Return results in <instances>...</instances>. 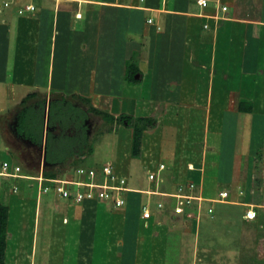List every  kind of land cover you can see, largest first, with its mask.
<instances>
[{
  "label": "crops",
  "instance_id": "0c3cea01",
  "mask_svg": "<svg viewBox=\"0 0 264 264\" xmlns=\"http://www.w3.org/2000/svg\"><path fill=\"white\" fill-rule=\"evenodd\" d=\"M8 1H10V7L7 8L13 14L19 13V9L28 4H34L36 10H29L26 15L21 14L23 16L19 15L16 19L17 31L14 34L16 51L14 48V52L12 49L10 50V47H12L11 29L14 23L8 22L4 18L0 22V95L1 101L7 98L8 102L11 100L10 104L13 105L9 109H1L3 113L0 115V119H2L0 129L6 140V146L11 145L7 144L9 138L5 131L10 118L9 114L24 107L21 105L23 98L33 92L37 93V96L30 103H37V108H39V102H42L45 98L47 100H62V96H67V99L72 102L76 109L85 112L82 114L88 119L86 122L83 118L78 119L75 123L67 121L65 128H61L59 124L61 119H58L60 117L56 118L54 121L55 129H63L66 132L62 139L63 135L58 137L59 135L51 132L49 126H47L45 111L48 104L46 100L41 121L42 129L40 130L41 127L39 129L34 128L32 131L36 133L33 134L34 136H37V134L42 136V144L46 138L47 150L50 136L55 137L50 147L57 150L60 146L65 145L69 139L68 137H73L78 133L76 128L82 122L89 134L88 138H91L92 133L96 130L95 124L92 123L94 121L92 117L97 115L90 111L91 106L108 111L116 116L121 113L133 115V112L139 110L137 106L141 101L134 94H142L139 91L141 87L147 90V100L153 102V106L158 105V102L162 104V101H166V104L170 103L169 106L173 107L171 110L176 109L179 112V121L183 120L186 114L190 116V109L199 106L205 107L209 110L207 116L211 119V123L216 122L217 129L221 133L219 136L215 135L217 134L216 129L213 131L218 146L207 144L208 147H205L207 150H204L202 144L201 148H196V146L193 148L200 151L198 153L197 151L194 152L195 155L193 154L194 157H199L195 161L197 166L195 171L187 170L186 162L189 160H183L182 164L179 162L181 166L176 165V161L180 158L177 154L179 151H173L174 153L171 154L170 152L166 155L169 164L163 161L167 165V170L158 172L157 179L148 180L147 189L130 186L127 177V185L131 190L125 194L127 200L125 208L118 209L109 202L100 201L75 203L71 199L64 198L63 201H57L59 198L56 197L58 194L55 193L54 212L50 219L52 240L48 251L44 253L48 264H54V261L59 259L58 257L55 259V255H63L66 260L69 254H74L77 250L89 246V243H85V239H80L83 221L89 215L97 220L99 218L104 220L114 218L113 222L118 224V232L122 235V238L120 237L117 241L119 242L118 248L127 249L133 253L128 258L121 256V263L119 264L141 263L139 261H143L145 258L143 255L146 253V247L150 249V252L154 251L157 256L158 254L163 256L161 257L162 264H172L174 260V263L184 264L190 251V247L187 248V246L192 244V264H198L197 261L194 263L193 260L199 258L198 245L200 237H197L200 231L199 223L202 221V217L207 214L209 207L214 209L213 216L215 218V206L213 205L215 203H232L235 206L243 207V212L239 217L244 220L246 224L241 222L246 227L236 234L241 239L240 244L242 247L248 241H250L248 244L251 243V236L247 228L249 226L255 227L257 230L256 235L260 226L264 228L262 216H260L258 210H264V171L257 169L258 161H261L262 156L260 159L257 155L256 158L252 155L249 156V154H252L253 133L255 132V129L251 128L253 120L257 115L264 117V0H210V5L207 7L200 6L197 0ZM223 6H227L228 9L223 10ZM3 10L7 9L4 8ZM28 14L31 15L28 16ZM149 19H152V23H149ZM22 27L34 35L35 44L31 47L33 49L32 54H27V47H29L28 44L33 41V38L29 37L27 40L22 36ZM25 46L26 52L24 53ZM38 51L43 54L41 55ZM35 63L37 69L33 66ZM46 63H48V69L44 75L43 68H46ZM11 64H13V67L15 66L14 70L17 73L15 81L9 80ZM135 71L136 74L134 75ZM36 72H38V75L34 76ZM133 75L139 78H133ZM124 80H127V86L123 85ZM212 85L214 91H211ZM120 88L122 92H120ZM124 88L128 91L127 96ZM211 92L219 94L217 96H222V98L217 97L218 100L211 97V99L203 100L201 103L198 101L197 103L196 98L198 96L208 95ZM87 99L89 102L86 101ZM78 100H80L79 103L75 102ZM247 104H251V111H241L242 106L248 108ZM124 106H129L130 109L124 111ZM195 111L197 110L195 109ZM169 112L170 109L167 108L165 112L146 115L153 118L156 115L158 118L160 117L159 119L156 118L155 126L147 131L153 133L159 127H164L166 125V118L164 117ZM221 113L224 115H221ZM77 122L79 123L77 124ZM119 127V134L121 135L126 127L121 124ZM204 127L203 125L202 128ZM248 130H251V132L247 133ZM147 131L144 134L140 159L148 155L152 156V159H150L152 161L147 167L152 171H158L157 161L160 160L161 147L159 145L151 148L153 151L148 153V148L155 137L152 139L150 134L147 135ZM50 133L53 135H49ZM23 134L26 135L25 132ZM247 135H250L249 139ZM217 136H219V139H217ZM146 138H148V141H146ZM30 139L37 145L41 143L31 137ZM132 140L131 138V143H129L131 145L130 155ZM246 143L247 147L244 148ZM129 144L126 146L127 149ZM124 145L120 137V152L122 148L126 149ZM224 145H226L227 152L224 150ZM259 146L264 151V134ZM188 149L190 150V146H188ZM213 149L214 152L211 153L209 150ZM246 149H248L247 152ZM27 152L29 151H26V154H29ZM92 152L93 149L91 150L90 145L85 150L83 162L77 166H75V161L79 158L78 155L67 157L65 161L49 162L48 165L58 175L78 176L76 169L80 166H87L85 163ZM224 153L230 165H228L225 172L220 173L218 168L222 163V154ZM246 153H248V156ZM60 154H56V156ZM170 154L173 155V158L169 157ZM129 157L130 161L133 157L132 155ZM15 158L13 159L23 166L25 172L33 176L39 175V158L35 165H27L24 156L21 158L20 155L19 158ZM119 158L118 156L117 159ZM253 158L254 160L250 162ZM125 159L126 157L122 156L119 164L121 160ZM189 162L193 161L190 160ZM205 165L210 168L212 174H214L213 171L216 167L215 177H207V167L204 168ZM148 168L146 172H148ZM247 169H251V179L245 172ZM123 170L128 171V168ZM25 180L36 181L34 179ZM188 180H192L197 184V194H201L208 199H205L202 205L200 203L201 206L199 202L194 203L192 210L195 217H181L182 219L179 217L181 222L173 224L175 222L172 219L178 217L172 214V208L169 205L170 199L158 193L148 194L147 191L174 192L180 184H184ZM168 181H171L172 185H169ZM243 183H250L249 191L244 189ZM31 185L33 183H29L28 187ZM9 187L7 195L10 196L11 200L16 197V200L14 199V202L9 201L7 204L10 211L5 264H12L11 259H9L13 252L11 246H13L16 239V233H19L20 236L24 228L20 229L17 226L14 230L12 223L15 219H18L19 222L27 225L23 209L26 202L23 201L24 198L19 200L17 197L21 187L19 186L18 192L13 191V185H9ZM37 189L35 229L39 215V194L41 192L39 184H37ZM222 190L229 192V200L225 202H212L209 200V198L217 196ZM247 191L249 193H246ZM144 195L147 197L144 198ZM245 197L246 199H244ZM144 200L147 202L146 204L150 203L153 213L149 221L142 218L143 207L141 206L146 205L143 202ZM159 202H164L167 206L163 209L157 208L159 211L157 212L155 207ZM78 207H80L79 210ZM250 208H254L257 217L250 220L245 219L244 215ZM171 215L172 217H170ZM167 220H171L169 222H172V224ZM93 222L95 224V221ZM228 223L234 224L235 222L228 221ZM132 227H134V230ZM149 228L151 232L154 231L155 238L153 240L148 238L146 241L148 247L140 243L138 235H140L142 229L149 230ZM193 233L195 238L192 243H189L187 241L188 236ZM33 237L32 243L30 238L26 241L21 240V243L25 244L24 248L30 256L29 264H39L35 262L36 251L39 249L35 240V232ZM133 237H136L138 242H133ZM67 238V243L72 240V247H64L62 252L60 243ZM257 239L259 241V236H257ZM258 241L256 240L254 245L259 244ZM55 242L59 246H55ZM168 242L171 243V249L175 253L179 252V254H175V259H171V261L166 257V254L173 255L168 253ZM260 242L264 244V237H261ZM26 243L29 244L26 245ZM19 245V248H21L20 242ZM54 247L57 249L55 250ZM250 247L252 246L250 245ZM110 252H108V255ZM194 252H197V257ZM52 253L54 256L51 261L50 254ZM183 254L185 258H182ZM117 261H119L118 258L115 262ZM61 264L68 263L63 262ZM110 264H113V262Z\"/></svg>",
  "mask_w": 264,
  "mask_h": 264
},
{
  "label": "rangeland",
  "instance_id": "374dc122",
  "mask_svg": "<svg viewBox=\"0 0 264 264\" xmlns=\"http://www.w3.org/2000/svg\"><path fill=\"white\" fill-rule=\"evenodd\" d=\"M0 1H3V0H0ZM40 1L43 2V0H40ZM22 8H26V5H23ZM6 9L7 10H2L0 13V22H1L2 18H4V19H7L8 22L11 21L12 23H14L12 25V29H11L12 30L11 31V34H12L11 45H12V47H10V50L12 49L14 52V48L16 51V47H15L16 45H15V41H14L15 35L14 34L17 31V26L15 25V23H16V19L18 18V16L19 15L23 16V15H21L20 13H17L18 15L16 13L13 14V12L11 10H9L8 8H6ZM6 13H9V14H6ZM26 14L27 13H25L24 15H26ZM29 15H31V14H28V16ZM21 35L24 36L25 38H27V40L29 37H31V39L33 38L32 39L33 41L30 44H28L29 47H27V49H28L27 54H32L33 49L31 47L35 44L34 35H32V33H29L23 27L21 30ZM13 52H12V55H13ZM23 52L24 53L26 52V46L24 47ZM38 53H40L41 55L43 54L40 51H38ZM13 58H14V55H13ZM31 59H32V57H31ZM40 65H44V64H40ZM33 66L35 69H37L36 63L33 64ZM14 69H15V66L13 67V64H11L9 80H12V81H15V79H16L15 77L17 76V73H15ZM43 69H44V75H45V72L48 69V63H46V68H43ZM37 73L38 72H36V74H34V76H37L38 75ZM123 85L124 86L128 85L127 80L123 81ZM212 87L213 88H211V91H214V86L212 85ZM142 89H143V91H142ZM119 90H120V92H122L121 88ZM139 91L142 94H139V93L134 94L141 100V101H139V104L137 106V108L139 110L133 112V116H135V117L139 116L140 117V116H146L149 114L152 115L154 113L159 114V112H162V111L165 112V110H167V108L170 109V112L167 113L168 115L164 117V118H166L165 123L167 126L165 125L164 127H159L158 128L159 130L156 129V131H154L153 133H149L147 131V135L150 134V137L152 139L154 137L156 138V139L154 138L153 142H151V145L148 148L149 149L148 153L153 151V149H151V148H154V147L159 146V145L161 147V156H159L160 160L157 161V167L159 166L160 163H163V161H165L169 164V160L166 158V155L170 152L172 154V153H174L173 151H175V152L179 151V152H177V154H179V157L181 159L179 158L177 160L178 162L176 161V165L178 164V166H179L180 164H182L183 160H189V161L191 160L195 163V161L199 159V157H194V155H195L194 152H196V151H197V153L200 152L198 149H193V148H195V146H196V148H199L203 144L204 150H205L206 149L205 147H208V145L209 146L217 145V140L214 139L215 137L213 134H215V133L213 131L216 129L217 134H215V135L220 136L221 133L217 129V125L215 124L216 122L211 123V119L208 118V116H207L208 115L207 111H209V110H207L205 107L203 108V107L199 106V107L195 108L197 111H195V109H193V108L190 109L189 110V112H191L190 116H189V114H186L184 116L183 120L179 121V117H178L179 112L176 111V109L171 110V109H173V107L169 106L170 103L166 104V101H162L163 102L162 104L158 102V105L153 106V102L147 100L148 99V96H146L147 90H145L144 87H141L139 89ZM125 93H126L125 95L127 96L128 95L127 89H125ZM212 93L213 92H211L210 94L208 93V95L202 94V95L198 96L196 98L197 103H198V101L201 103L203 100L206 101L207 99H211V97L216 98V99H218L217 97H219V99L222 98V96H217L219 94H214V93L212 94ZM10 101L11 100H9V102H8L7 98H4L3 101H1V95H0V115H1V113H3L1 111V109H7V108L9 109L13 106L10 104ZM79 101L80 100L75 101V102L79 103ZM193 101H194V99H193ZM134 105L135 104H133V106ZM58 108H59V105L56 107L55 112L58 110ZM129 109H130L129 106H124V108H123L124 111H128ZM182 109H184V108H182ZM131 110H133V109L131 108ZM112 111H116V110H112ZM221 111H224V110H221ZM211 114L213 115V113H211ZM222 114L223 113H221V115ZM212 115H211V117H212ZM82 118H83L84 122L88 121V119H86L84 117V114H82ZM92 118L94 119V121L92 123L95 124L94 127H96V130L92 133L91 138H89V141H90L89 146L91 145L93 152L90 154V156L88 157V160L85 164L88 167L100 166L102 164V162L105 161L107 158H112L114 163H115L116 172L121 176H125L126 178L128 177L129 182H130V186H136L139 188L147 189L148 184H149L148 183L149 178H148V172H146V169L148 168L147 165H149L150 162L152 161V160H150V159H152V156L150 157L148 155L142 159L133 157L129 161V158H130L129 156H131L129 154L130 153L129 151L131 148V145L129 143H131V138L133 139V128L126 127L124 129V132L121 133V135H120L119 134V129H120L119 125L120 124H118L117 121L114 123H107L104 120H102L101 116H99V115L98 116L93 115ZM155 118L159 119L160 117L158 118V116L156 115ZM155 123H154V126H155ZM203 125L205 126L204 128H202ZM154 126H152V128ZM251 128L255 129V132L253 133L252 154H249V156L252 155L254 158H256L258 156L259 157L258 159H260V157L262 156L261 157L262 159H260L261 161H258L257 169L260 171H264V160H263L264 159V151L262 149H260V146H259V143L263 139V134H264V117H262L260 115L255 116V119L253 120V126ZM253 129H252V131H253ZM5 131H6V127H5ZM157 132L158 133L161 132V133L156 134ZM250 132H251V130H248L247 133H250ZM6 133H7V131H6ZM159 135H160V138H159ZM219 136H217V139H219ZM247 136L249 139L250 135H247ZM87 137H89L88 133H87ZM120 137H121L122 142L125 144L124 147L126 148V149L122 148L121 152H120V148H119L120 147L119 146ZM5 141L6 140H5V138L2 134V131L0 129V158L4 157L8 160H13V158H15V157L12 156L10 154V152L8 151ZM146 141H148V138H146ZM198 141H202V142H198ZM127 144H129L128 149L126 147ZM179 145H180V147H179ZM147 146H149V145H147ZM188 146H190V150L188 149ZM175 147H177V148H175ZM245 147H247V143L244 146V148ZM224 150L227 152L226 145H224ZM18 151L20 152V150H18ZM192 151H193V153H192ZM209 151H211V153H212V152H214V149L209 150ZM247 151H248V149H246V152ZM41 152L42 151L40 150V153ZM23 153L24 154L26 153L25 149H23L21 154H23ZM24 154L22 156L25 157L24 160L27 163V165H32V164L35 165L38 161V158L40 160L42 157V155L39 154V151H38V154L35 153L34 151L30 152L29 155H24ZM171 154L169 155V157L173 158V155H171ZM246 154L248 156V153H246ZM118 156L121 159H122V156H124V157H126V159L121 160V163L119 164L120 158L117 159ZM225 157H226L225 153L222 154V163L220 164V166L218 168V171H220V173L225 172V170L228 169V165H230V163L228 162L229 160L226 159ZM254 158L251 159L250 162H252V160H254ZM128 162H130V163H128ZM179 162H180V164H179ZM188 162H186V163H188ZM202 166H203V164H202ZM124 168L125 169L128 168V171L127 170L122 171V169H124ZM204 168H206V170H207L206 171L207 177L213 178L216 176V170H217V169H215L216 167L214 168V171H213L214 174H212V172H210V168L207 165H205ZM149 170L150 169L148 168L147 171H149ZM125 171L128 173L124 174V173H126ZM245 172L247 173V175L249 177L252 175L251 169H247ZM248 176H247V178H248ZM256 177H259V176H256ZM128 178H127V181H128ZM251 178L252 177H250V179ZM8 182H9V185H11V186L14 184H17L18 186L21 187V189H20L21 191L19 192V196H17V197L19 200H21V198L22 199L24 198L23 201L26 202V204L23 206V209H24V216H25L24 218L27 221V225H25L24 223L22 224L21 222H19L18 219L17 220L15 219L14 223H12L14 230L17 228V226L20 229H22V227H24V228H23V231H22L20 236H19V233H16V239L13 242V246H11L13 249V252L10 255L11 258L9 257V259H11L12 264H29L28 261L30 259V256H29L27 250L24 248L25 244L23 242L21 243V240L26 241L30 238L31 239L30 241L32 243V239L34 238L33 235L35 232V238H36L35 240H36L38 247H39V249L36 251L35 262H37L39 264H48V260L45 257L44 253H45V251H48V249L50 247V242L52 240L51 239L50 219H51L52 214L54 212L53 203H54V198H55L56 194L53 190H51L49 192H44L42 190L40 192V194H39L40 201H39L38 224H37V227L35 229V224H34V221H35V218H34L35 217V204H36L35 199H36V195L38 192V189H37L38 183L36 181H28V180H25L22 178L10 179V180H8ZM29 183H33V185L28 187ZM167 183L169 185H172L171 181H168ZM221 185H223V184H221ZM242 186L244 187V189H248V191L250 190V183H248V184L243 183ZM248 191L246 193H249ZM8 192H9V190L7 191V193ZM7 193H6V196H4V199L2 198V196H0V199H2L6 204H8L9 201L14 202V199L16 200V197H14L11 200L9 198L10 196L7 195ZM56 197L59 198V199H57V201H63L64 200L63 198H60L58 195H56ZM146 197L147 196L144 195V198H146ZM244 199H246V197ZM172 201H174V200H172ZM143 202H144V204L147 203V202H145V200ZM170 202H171V200H170ZM17 203H19V202H17ZM213 205L215 206V215H216L215 218L212 215L205 214L202 217V221H200V223H199V228H200L199 230L200 231L198 232V236H197V237H200V242L198 245V247H199V253H198L199 258H198V260L197 259L193 260V262L196 263V261H197L198 264H264V247H263L264 244L262 243L263 241L260 242L261 237H264V228L260 226V229L258 228L259 232H257V235H256L255 233L257 230L255 229V227L253 228V226H249V227L247 226L248 227L247 229L250 233L249 235L251 236V243L248 244V242H250V241H248V242L244 243L243 244L244 246L242 247V245L240 244L241 239H239L237 237L236 233L243 231V229L246 227V225H245L246 223L244 222V220H242L241 217H239L240 214L243 212V209H242L243 207L235 206L232 203H227V204L215 203ZM61 206H64V205H61ZM125 206L126 205H124V208H125ZM170 206L173 207V205H170ZM141 207H143V206H141ZM79 208L80 207H78V210H79ZM121 208H123V207H121ZM157 208H158V206L156 205L155 210H157ZM258 210L260 212V216H262V224H264V210H262V209H258ZM124 211H125V209H124ZM157 212H159V211L157 210ZM172 214L174 215L173 212H172ZM170 217H172V215ZM210 217L214 218V219H211ZM183 218H186V217L184 216ZM109 219L104 220L103 218H99L97 220L96 218H93L92 215H89L88 217H86L85 220L83 221V227H81L82 231H80V233H81L80 239H82V240L85 239V243H89L88 244L89 246L87 245L88 246L87 248H84V249L81 248V249H79V251L77 250V252H75L74 254H72V253L69 254V256H68L69 258L67 257L68 260L67 259L65 260V258H64L65 256H63V255H61V256L55 255V259L57 257L59 259H57V260L54 259L55 260L54 264H61L63 262L64 263L67 262L68 264H110L112 262H113V264H119V263H121V259H120L121 256L122 257L126 256V258L130 257L131 254H133L132 252H129L127 249L118 248L119 242H117V241L119 240V238L122 235L119 234V232H118V224L117 223L115 224L113 222L114 218L112 220L110 219V221H112V222H110ZM150 219H148V221ZM181 219H179V217L172 219L175 222L173 224H176V223L178 224L179 222H181ZM93 221H95L96 225L94 224ZM169 221H171V220H167V222H169ZM217 221H219V222L217 223ZM228 221L229 222L234 221L235 223L229 224ZM241 221L245 224H243ZM169 223L172 224V222H169ZM25 226H26V228H25ZM132 228L134 230V227H132ZM213 230H215V231H213ZM15 232H17V231H15ZM62 233L64 234V231ZM117 234H119V235H117ZM24 235H26V236H24ZM138 236H139V241H141L140 243L147 245L146 241L148 240V238L153 240L155 238V233H154V231L151 232L150 228H149V230L148 229H142L140 231V235H138ZM257 236H259V241L257 239ZM188 237L189 238L187 239V241L189 243H192V240L195 238V235L193 233ZM132 239H133L132 240L133 242H138V239L136 237H133ZM142 239H143V241H142ZM67 240H68V238L63 240V242L60 243V245H61L60 247L62 248L61 249L62 252H63L64 247L65 248H69V247L71 248L72 247V244H71L72 240H71V242H68V243H67ZM82 240H81V242H82ZM256 240L258 241L259 244L254 245ZM19 242L21 244V248H19V246H20ZM168 243H169L167 246L168 253H171L173 255H167L166 254V257L171 261V259H175V257H176L175 254H179V252L175 253V251L171 249V245H170L171 243L170 242H168ZM28 244L29 243H26V245H28ZM250 245L252 247H250ZM55 246H59V245H57V242H55ZM123 246H124V244H123ZM192 246H193V244L190 246H187V248L190 247V251L188 254L189 256H187V260L184 264H192V254H193L192 249H191ZM54 248H55V250L57 249L56 247H54ZM145 249H146V253L143 255L145 258L143 259V261L142 260L139 261V262H141L139 264H162V261H163L161 259V257H163L162 255L158 254V256H157L154 251L150 252V249H148L147 247ZM159 250L161 251V249H159ZM108 252H110L109 255H108ZM195 253H196V255H195ZM111 255H112V257H111ZM194 255L197 257V252H194ZM53 256H54L53 253L50 254L51 261H52ZM117 258L120 261V262L117 261L118 263L115 262V260H117ZM182 258H185L184 254H183ZM174 261H172V264H177V263L179 264V262L174 263ZM123 262H125V261H123ZM134 264H135V262H134Z\"/></svg>",
  "mask_w": 264,
  "mask_h": 264
},
{
  "label": "built area",
  "instance_id": "2783aa9c",
  "mask_svg": "<svg viewBox=\"0 0 264 264\" xmlns=\"http://www.w3.org/2000/svg\"><path fill=\"white\" fill-rule=\"evenodd\" d=\"M197 2L202 7L210 5V0H197ZM7 7H10V1H0V13ZM227 9V6H223V10L226 11ZM29 10L35 11V5L28 4L26 8H20L19 13L24 15ZM149 23H152V19H149ZM41 151L42 157L38 164L40 173L37 176L25 172L23 166L14 159L8 160L4 157L0 158V190L6 180L19 178L34 179L38 182L40 191L49 192L53 190L61 198L71 199L75 203H84L86 201L109 202L115 208H121L126 205L127 200L125 194L131 189L127 185V178L116 172L115 163L112 158H107L102 162L100 172H97L94 167L80 166L76 169L78 176L57 175L56 177H48L45 172L49 168V165L44 159L43 146L41 147ZM186 166L189 171H195L197 169L194 162H189ZM166 170V163H160L158 171H148L149 180L157 179L158 172H164ZM196 189L197 184L192 180H188L186 183L180 184L174 192L147 191V193H158L168 197L171 200L169 205H173L171 208L175 216L192 218L195 217V213L192 210L194 203L199 202V205L200 203L202 205V202L208 199L201 194H197ZM13 191H19L17 184L13 185ZM228 198L229 192L222 190L217 196L209 198V200L212 202H225ZM157 205L159 209L167 206L164 202H159ZM207 214L213 216L214 209L209 207ZM152 215L150 203L143 205L142 218L148 220L152 218ZM244 217L249 220L254 219L257 217V213L254 208H250L246 211Z\"/></svg>",
  "mask_w": 264,
  "mask_h": 264
},
{
  "label": "trees",
  "instance_id": "16d2710c",
  "mask_svg": "<svg viewBox=\"0 0 264 264\" xmlns=\"http://www.w3.org/2000/svg\"><path fill=\"white\" fill-rule=\"evenodd\" d=\"M134 71V70H133ZM136 74V71L133 73ZM132 76L133 78L135 76ZM134 80V79H133ZM136 81V80H134ZM37 96V93H29L25 98H23L21 105L25 107L24 111H21L18 115L19 117V127H17L18 133H26L28 137H31L33 139H36L38 142L42 143V136L40 134H37V136H34L33 134H36L32 131V129H42V119L44 114V105L46 104V100H42V102H39L37 108V103H30L32 99H34ZM67 96H62L61 99H56L51 102L50 107V119H49V129L51 127L54 128L55 119H61L59 124L61 128H65L67 121L63 120L62 117H64L66 114H68L69 111L72 113H75V117L82 119V113L78 109H76L72 102L67 99ZM86 101L89 102L87 99ZM59 105L58 110L55 112L56 107ZM248 108L242 106L240 108L241 111H251V104H247ZM41 109V110H40ZM92 113H95L97 115H100L103 120L107 123H114L118 122V124L124 125L128 128H133V140H132V150L131 155L134 158H141L142 156V145H143V139L145 132L152 126H154V123L156 122V118L150 117V116H138L135 117L131 114L127 113H121L118 116L108 112L104 111L98 108H95L94 106H91ZM74 117V118H75ZM79 122H77L78 124ZM27 128V130H26ZM78 133L73 137H68V141L65 143V145L60 146L59 149H51V143L53 136L49 137L48 141V150H47V162L53 163L55 161H65L67 157H72L74 155H78L79 158L75 161V166L83 162L85 150L90 147L89 146V138L87 137L86 127L84 124H78L77 126ZM39 130V131H40ZM41 133V131H40ZM50 135H53L52 133ZM61 137V136H58ZM56 137V138H58ZM64 136L62 137V139ZM35 140V141H36ZM40 143V144H41ZM55 145V144H54ZM53 147V146H52ZM63 148V149H62ZM62 149V150H61ZM92 150V148H91ZM61 153L59 156H56V154ZM61 158V160H60ZM49 163V164H50ZM97 172L101 171V165L94 167ZM46 175L48 177H56L58 174L53 169L47 168L46 169ZM9 182L6 180L1 187L0 190V196L4 199L5 194L9 190ZM9 206L0 199V264H5L6 259V250H7V239H8V223H9Z\"/></svg>",
  "mask_w": 264,
  "mask_h": 264
},
{
  "label": "flooded vegetation",
  "instance_id": "af4514ba",
  "mask_svg": "<svg viewBox=\"0 0 264 264\" xmlns=\"http://www.w3.org/2000/svg\"><path fill=\"white\" fill-rule=\"evenodd\" d=\"M45 100H47V99L45 98ZM52 101H53V99L47 100V104H49V102L51 104ZM24 110H25V107H21V108L17 109L16 112H12L11 114H9L10 118H9L7 126H6L7 127L6 128V131H7L6 134L8 135V138H9L7 141V144H11V145H9V147L7 146V149L10 152V154H12L13 156L18 157V158L20 157V155H21V158H23L22 155L24 153L21 154L23 149H25V151H29L27 153L35 151V153L38 154V151H39V154H41L40 153L41 146L39 143H38L39 145H37L35 142L34 143L30 142L29 141V140H31L30 137L28 138L27 135H25L23 133L20 134L15 130L16 126L19 127V117H18L19 115L18 114ZM74 117H75V113H72L71 111H69L68 114H66L62 118H63V120L72 121L73 123H75L79 118H76V117L74 118ZM0 122H2V119H0ZM55 127H56L55 125H54V128L51 127L50 131L56 135H59V136L63 135L64 136V134L66 133L65 130L55 129ZM18 150H20V152ZM24 155H29V154L25 153Z\"/></svg>",
  "mask_w": 264,
  "mask_h": 264
},
{
  "label": "water",
  "instance_id": "95a60500",
  "mask_svg": "<svg viewBox=\"0 0 264 264\" xmlns=\"http://www.w3.org/2000/svg\"><path fill=\"white\" fill-rule=\"evenodd\" d=\"M135 78H139V77H137V76H135ZM50 102H49V104H48V107H47V109H46V111H45V113H46V118H47V124H48V122H49V117H50ZM15 130L18 132V130H17V126L15 127ZM29 140V139H28ZM30 142H32V143H34V141H32V140H29ZM37 146V145H36ZM43 147H44V159H45V161H46V163H49V162H47V147L45 146V145H42Z\"/></svg>",
  "mask_w": 264,
  "mask_h": 264
},
{
  "label": "clouds",
  "instance_id": "9594fccd",
  "mask_svg": "<svg viewBox=\"0 0 264 264\" xmlns=\"http://www.w3.org/2000/svg\"><path fill=\"white\" fill-rule=\"evenodd\" d=\"M47 107H48V105H47ZM50 107H51V105H50ZM49 119H50V117H49ZM49 123V122H48ZM47 126H48V124H47ZM42 145H45L46 147H47V141H46V138H45V142L42 144H40V146L42 147ZM49 164V163H48Z\"/></svg>",
  "mask_w": 264,
  "mask_h": 264
}]
</instances>
